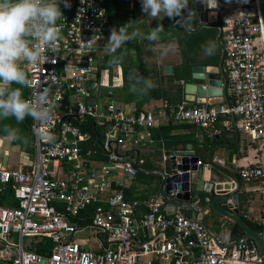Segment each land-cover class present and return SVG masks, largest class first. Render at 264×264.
Instances as JSON below:
<instances>
[{"label": "built area", "instance_id": "built-area-1", "mask_svg": "<svg viewBox=\"0 0 264 264\" xmlns=\"http://www.w3.org/2000/svg\"><path fill=\"white\" fill-rule=\"evenodd\" d=\"M68 3L65 7L64 0H58L60 52L54 56L45 50V63L23 64L33 82L25 98L34 101L37 88L50 87V98L58 107L50 122L38 125L29 117L27 129L35 148L31 166H0V184H10L14 201L0 203V259L8 258L10 264H36L41 258L43 264H259L255 249L244 239L222 245L197 220L183 213L167 214L157 200L150 199L148 211L134 217L137 202L125 200L122 189L135 169L124 153L127 145L136 143V129L152 126L155 116L151 110L116 106L107 97L108 71L100 66L109 23L105 0ZM215 12L231 107L192 105L185 99L174 105L163 100L159 107L169 109L173 120L210 127L212 133L220 131L216 120L231 111L247 139L264 147V37L257 2L231 0ZM85 119L96 126L106 156L97 168L89 166L94 151L80 148L90 139L79 126ZM48 132L54 137L50 142ZM238 177L256 180L264 194L263 163L240 167ZM254 221L264 244V210ZM167 228L173 232L164 238L150 235ZM85 229L91 230L92 242L75 238ZM23 237L49 244L38 252L37 243L24 247ZM184 245L196 251L197 259L187 258Z\"/></svg>", "mask_w": 264, "mask_h": 264}, {"label": "crops", "instance_id": "crops-1", "mask_svg": "<svg viewBox=\"0 0 264 264\" xmlns=\"http://www.w3.org/2000/svg\"><path fill=\"white\" fill-rule=\"evenodd\" d=\"M126 1L127 3L123 8L130 12L129 18L131 20H142L143 23H141V26L145 27L146 29L148 28V32L151 30L150 27H155V24L159 22V20L147 17V15L142 11V7H140L141 0H137V4H134V0ZM119 10L121 9H117L114 11L119 12ZM117 19L118 14L111 11V14H109L108 17V26L110 23H112L116 28ZM143 41L148 40L144 39ZM153 42V48L162 47L164 49V56L161 57L162 61L159 64L156 61L157 64L154 72H150V74L153 76H151L149 79H151L153 84L156 85L154 76L157 77L160 76L162 72L164 73V65H176L178 63L179 58L176 45L173 42L161 39L160 36L158 40ZM162 44L167 45L163 46ZM108 53V44L106 42L104 55ZM119 81L121 80L119 79ZM174 83H182V81H174ZM13 87H19V85L14 84ZM108 90L112 95L111 86ZM164 90H170L176 95H180V98L184 99L182 87L178 89L177 86H164V84H158V86H154L153 88H151L149 93H146L147 95L144 94L145 97H153L155 95H160L159 99H149L141 103L139 105V109H137L151 110L155 116V123L150 127L137 128L135 132V137L137 138L136 143L133 145H127L126 151L124 153L126 159L128 161H131L135 154L134 151H136V165L148 171L147 172L135 170L134 175L129 178L127 184L122 189L125 200L137 202L133 209L135 218L142 216L145 212L148 211V206L146 202L156 190V187L152 185V181L156 178V176L151 174L149 171L156 170L158 168L159 164L165 158V151L176 149L190 150L194 156L198 157V160H200L201 165L205 167V153L211 144L215 142H225L228 145H232L234 143L232 121L228 115L221 116L216 120L215 126L219 128V133H212L210 127L199 126L190 121L173 120L169 109H161L159 107L160 103L164 100L163 97H161ZM22 91L25 97L26 89H22ZM135 96L136 97L134 99H132L131 97H127L129 101L124 103V105L128 109H134L135 111H137L135 103L141 98H144V96L138 93H135ZM107 97L110 98L109 95ZM191 104L196 105L192 102ZM203 105L207 104L204 103ZM27 118L29 117H26L25 120L20 123H17L15 118H9L7 120L0 121V166H4L14 170L28 169L34 162L35 148L32 142L31 135L27 129ZM5 125L11 128L18 129L21 139L10 140L7 134L4 132ZM166 125L171 126L170 130L167 132V135L178 137L179 139H181L180 142L174 143L169 140V138L171 137L168 136L166 140L163 139L161 133L165 130L159 131L158 129ZM237 130L238 140L237 144L233 149V158L231 159V162L234 164V172L238 175V170L242 166L254 165L259 163L264 164V147L259 146V143L257 142H252L246 139L243 135L244 133H242L238 127ZM220 133L222 134L219 135ZM215 134L218 135L217 138H213V135ZM236 152H238L239 154L237 155ZM103 155L105 154H102V152L100 154L95 151V153H93V156L90 157L91 159L89 161V166L91 168H97L98 163L103 161V159L101 158V156ZM212 157L217 159L221 166L230 168L231 164L225 161V149L216 148L212 152ZM211 171L217 176L218 180H228V178L224 174L216 170ZM204 173L205 176L203 178H206L208 170L205 169ZM7 185L10 186V184H0V194L3 192V189ZM112 187L117 188V185L113 184ZM10 202H14L12 198V188L9 197V203ZM238 210L239 215L243 219H245V221L247 220L257 225L254 219L258 217L264 210V194L256 180L252 179L249 181H244L240 179V188L238 190ZM182 213L188 216L187 210H182ZM227 227H230L231 232H240L239 228L233 223H229ZM172 232L173 231L170 228L164 230H152L150 232V235L152 237L164 238L165 236L170 235ZM192 250L195 254L196 251L194 249ZM186 251L187 258H192L189 254V251L187 249ZM0 264H10V259H0Z\"/></svg>", "mask_w": 264, "mask_h": 264}, {"label": "water", "instance_id": "water-1", "mask_svg": "<svg viewBox=\"0 0 264 264\" xmlns=\"http://www.w3.org/2000/svg\"><path fill=\"white\" fill-rule=\"evenodd\" d=\"M256 2L264 37V0H256ZM189 7L195 12L191 23L195 26L183 27L184 30L193 32L200 27L215 28L217 32L214 41L219 50V57L216 65L203 63L190 65L188 80L183 82V98L195 104L225 103L227 108H230L227 76L223 67L224 50L220 40L221 25L217 21L215 9L207 8L201 0H189ZM170 72L171 66L169 64L164 65V73L169 74ZM139 74L140 72L136 73V75ZM228 116L232 121L234 143L232 145L225 142L211 144L205 153V167L196 163L198 157L194 156L190 150L165 151V158L158 168L149 171L156 176L152 181L156 190L146 204L149 203L150 199L157 200L164 204L167 214L182 213V210H187L188 216L197 220L203 229L222 245L230 246L236 243L238 239H244L248 247H254L257 256L260 258L259 264H264V244L260 231L252 228L238 212L240 179L234 172V164L231 162L233 149L238 140V130L231 111L228 112ZM217 137L218 135H213V138ZM216 148L226 150L225 161L231 164L230 168L221 166L219 161L212 157V152ZM134 153L129 165L135 170L147 171L136 165L137 152L134 151ZM205 169L208 170V173L206 178H203ZM211 170L224 174L228 180H218ZM229 223L236 225L240 234L231 232L230 227H227ZM184 247L193 259H197L190 247L185 245ZM185 258L186 256H183V259ZM36 264H43V259L41 258Z\"/></svg>", "mask_w": 264, "mask_h": 264}, {"label": "clouds", "instance_id": "clouds-1", "mask_svg": "<svg viewBox=\"0 0 264 264\" xmlns=\"http://www.w3.org/2000/svg\"><path fill=\"white\" fill-rule=\"evenodd\" d=\"M201 2L209 9L219 6L218 0ZM225 2L230 3L231 0ZM64 4L70 7L68 0H64ZM141 5L147 17L156 20L168 17L183 27L190 25L195 16L194 10L189 7V0H141ZM61 16L58 0H0V121L15 118L20 123L30 117L39 125L53 119L58 104L50 98V87L37 88L34 101L24 97L22 89L32 88L33 82L22 65L45 63V50L54 56L60 52L57 42L60 39L58 21ZM138 22L143 23L142 20ZM162 31V24L153 27L147 34L130 22L118 29L113 27L107 40L108 51L112 54L110 63L121 62L122 57L115 53L124 44L137 38L156 41ZM204 52L208 56L213 55L214 45L206 46ZM14 84L19 87H13ZM153 87L149 78L136 74L130 76L129 90L133 93L146 94ZM33 131L41 139L44 138L38 129ZM4 132L10 140L21 139L18 129L5 125ZM47 135L49 140L46 142L54 139L50 132Z\"/></svg>", "mask_w": 264, "mask_h": 264}, {"label": "trees", "instance_id": "trees-1", "mask_svg": "<svg viewBox=\"0 0 264 264\" xmlns=\"http://www.w3.org/2000/svg\"><path fill=\"white\" fill-rule=\"evenodd\" d=\"M126 0H105L106 13L109 17L111 11L118 14V19L116 22V28L118 29L120 26L130 22L135 28H139L141 32L147 34L148 28L141 26L139 19L131 20L129 18V11L123 8L126 5ZM134 4H137V0H134ZM141 7V4H140ZM117 9H121L118 11H114ZM124 9V10H123ZM163 27V31L159 34L161 39L168 40L173 42L176 45L178 51V63L176 65L171 66V73L165 74L161 73L160 76L155 77L156 85L164 84V86H177L178 89L183 87V82L188 80L189 75V67L193 63H203L208 65H216L219 57V50L215 44L214 36L216 35L217 30L213 27H200L193 32H186L182 25L178 24L176 20L169 19L168 17H164L159 20L155 25H161ZM155 26V27H156ZM189 27H194L195 24L188 25ZM152 29V27H150ZM129 31H132V28H129ZM144 40V39H143ZM140 38L129 41L124 44L123 47L115 53L116 56L122 57L121 62H119V71L121 81L124 83L127 80H130V76L141 72L138 76L143 78H150V72H154L156 68V62L147 61V57L151 56L154 52L153 41H143ZM209 44L214 45L215 53L211 56H208L204 52V48ZM130 54V55H127ZM112 54L108 53L104 55V59L102 60V64L110 62ZM126 56H132L133 59H130L128 62L124 63V58ZM110 59V60H109ZM150 64H149V63ZM102 64L100 65L102 67ZM105 68V67H104ZM110 77V76H109ZM120 81V82H121ZM174 81H182V83H174ZM150 90H148L149 93ZM170 91V90H169ZM172 97L165 90L163 91L161 97L166 100L169 104L174 105L175 103L182 100L180 95H176L174 92ZM144 96V94H142ZM147 95V94H145ZM160 95H155L153 97H145L136 101V110L139 109V105L149 99H159ZM128 98L122 96L119 103L114 102L116 106H121V104L128 102ZM170 115V114H169ZM29 118H27L28 123ZM79 126L82 130H86L90 133V139L81 144V148L83 151L87 149L94 150L97 153L102 152L100 148V137L98 136L96 126H93V122L90 119H85L84 121L79 123ZM171 126L166 125L158 129L159 131H163L161 133L164 140L168 137L172 142H180L181 139L175 136L167 135V132L170 130ZM220 133L219 135H221ZM237 155L239 154L236 152ZM103 154V152H102ZM103 160L106 159V156H101ZM11 187L9 185L5 186L3 192L0 194V203L3 205H14V202L9 203ZM8 200V201H7ZM134 213V212H133ZM245 220V219H244ZM247 221V220H246ZM247 223L254 229L259 230V226L253 224L252 222L247 221ZM49 241L46 239H41L37 242L36 251L43 252L44 249H47Z\"/></svg>", "mask_w": 264, "mask_h": 264}, {"label": "rangeland", "instance_id": "rangeland-1", "mask_svg": "<svg viewBox=\"0 0 264 264\" xmlns=\"http://www.w3.org/2000/svg\"><path fill=\"white\" fill-rule=\"evenodd\" d=\"M218 3L221 7L229 6V3H226L225 0H219ZM113 27H114V25L112 23H110L108 26V34L106 35L105 43L107 42V40L110 36V33H111V29ZM162 45L166 46L167 44H162ZM167 50H169V49H167ZM163 52H164V49L162 47L154 48L153 54L151 56L147 57V61H149V62H156L157 61L159 64L162 61L161 57L164 56ZM173 53H174V50H173ZM127 55H130V54H127ZM124 59H125L124 60V63H125V62H128L130 59H133V57L132 56H126ZM102 67H105L108 71L107 77H108V82L111 86V92H112V95L109 99H111L114 102L119 103L122 96L131 97L132 99H134L136 97L135 93H133L129 90L130 80H127L124 83L122 81L119 82V79L121 80V78H119L120 77V75H119L120 74L119 63L112 64V63L108 62L105 64V61H104V64H102ZM109 75H110V77H109ZM117 82H119V83H117ZM110 86H108V88H110ZM165 91L168 94H170L172 97H174V94L171 93V91H169V90H165ZM121 105H124V103ZM243 135L245 136V134H243ZM245 138L247 139L246 136H245ZM75 238H88L90 240V242H92V239H93L90 229H85L83 232L75 235ZM39 240H41V239L40 238H33V237H23L22 243H23L24 247L30 248L31 246L35 245Z\"/></svg>", "mask_w": 264, "mask_h": 264}, {"label": "flooded vegetation", "instance_id": "flooded-vegetation-1", "mask_svg": "<svg viewBox=\"0 0 264 264\" xmlns=\"http://www.w3.org/2000/svg\"><path fill=\"white\" fill-rule=\"evenodd\" d=\"M218 2H219V0H218Z\"/></svg>", "mask_w": 264, "mask_h": 264}]
</instances>
